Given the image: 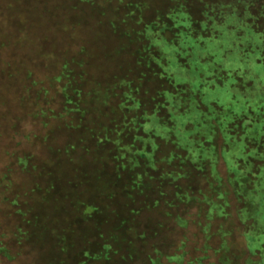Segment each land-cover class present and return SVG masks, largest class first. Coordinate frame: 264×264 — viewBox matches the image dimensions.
<instances>
[{
  "label": "trees",
  "instance_id": "1",
  "mask_svg": "<svg viewBox=\"0 0 264 264\" xmlns=\"http://www.w3.org/2000/svg\"><path fill=\"white\" fill-rule=\"evenodd\" d=\"M192 1L146 22L141 0H0L1 259L47 241L49 264H264V111L223 66L252 53L255 0ZM79 10L104 20L39 76V28ZM229 78L241 112L207 98ZM193 207L203 242L165 252L167 223L186 229L177 211Z\"/></svg>",
  "mask_w": 264,
  "mask_h": 264
},
{
  "label": "rangeland",
  "instance_id": "2",
  "mask_svg": "<svg viewBox=\"0 0 264 264\" xmlns=\"http://www.w3.org/2000/svg\"><path fill=\"white\" fill-rule=\"evenodd\" d=\"M129 2H135V0H128ZM144 1L146 5H149V10L144 11V19L145 21H149L152 18V14H150L151 10H161L160 16H163L169 7L174 6L177 0H141ZM67 5V4H64ZM193 6L198 5V0H193ZM132 9V8H131ZM250 17L247 19L250 22L251 26L255 29V32H249V35L254 37L256 40L258 37L263 36L264 34V20L262 18V13H264V1L263 0H255L253 5L248 7ZM72 12V14H63L62 20L63 22L59 25V29L56 28V19L51 20L47 26H42L39 28L38 32L43 34V37L47 40L44 44V52H46L49 56L51 63H46L40 61L36 66V73L39 76L48 75L49 73L54 71V65L58 60L55 59V55L57 53H64L65 51H75L77 49V41L85 40V38L90 37L99 27V22L104 20L105 15L83 11ZM163 14V15H162ZM70 17L71 21H66L64 19ZM72 17V18H71ZM107 18H111V14L109 13ZM59 16L57 18V21ZM68 26L74 25L73 28H68L67 32L63 31ZM53 28V29H52ZM55 28V29H54ZM66 30V29H65ZM263 32V33H262ZM65 33V34H64ZM251 33V34H250ZM41 34L39 33V36ZM71 36L75 39V42H69L68 38ZM255 39H248L247 45H245V49L249 52L248 55H241L238 52L234 54H229L225 60H223V66L227 71H237L241 80L237 84L240 87H244L245 95L248 96L247 100L250 101V106L253 108V111L257 112V109H263L264 111V58L261 55L262 47L256 49L258 43L253 44ZM255 40V42H257ZM10 47H6L2 50L3 56L14 55L15 60H19L22 57L24 51H17L16 49L11 51ZM242 49V48H240ZM256 49V50H255ZM93 52L94 49L92 48ZM244 50V49H243ZM242 51V50H241ZM245 51V50H244ZM12 52V53H11ZM264 55V52H263ZM48 65V67H47ZM53 65V66H52ZM232 78L226 82L223 87L214 88L212 90H208L207 98L210 101L217 102L221 106H224L225 109H234V111L244 110L246 106L244 105L245 100H237L242 94V90H237L235 92L236 99L232 98V92L229 88L232 83ZM241 112V111H240ZM180 216L184 219L188 220V226L186 229H180L173 222H168L167 232L163 235L161 240H164L160 243L164 244V248L162 249L170 253L172 251V246H176L181 238L188 240V247L192 248L195 244H201L204 240L203 235L200 232V228L197 226L198 222H202L203 219L199 217V211L195 207L189 208L184 211H177ZM201 219V220H200ZM166 221V220H165ZM236 221L231 219L227 222L219 221L214 224V227L219 226H230L235 228ZM235 234L233 236V243L231 245L232 252H236L238 246H240L241 241L238 238L236 233V229H234ZM230 241V240H229ZM211 244L217 246L220 244V239L215 238L211 241ZM51 246L47 241L41 245H32L26 247L19 256L15 257L11 261H6L0 258V264H49L50 261V250ZM214 260V259H212ZM208 264V263H205Z\"/></svg>",
  "mask_w": 264,
  "mask_h": 264
}]
</instances>
